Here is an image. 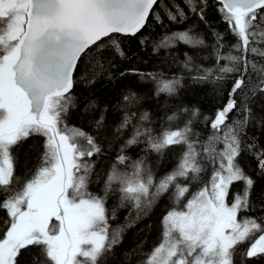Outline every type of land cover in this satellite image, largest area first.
Listing matches in <instances>:
<instances>
[{
	"label": "snow or ice",
	"instance_id": "snow-or-ice-1",
	"mask_svg": "<svg viewBox=\"0 0 264 264\" xmlns=\"http://www.w3.org/2000/svg\"><path fill=\"white\" fill-rule=\"evenodd\" d=\"M160 3L163 0H0V264H105L124 229L109 223L117 209L110 213L106 205L116 192L118 207L130 205L136 219L166 194L172 199L174 206L160 220V240L141 264H236L237 257L243 264L264 259V218L241 215L250 210L254 183L237 160L250 109L244 108L242 120L227 123L237 107L234 98L214 118L204 117L213 134L201 141L192 138L191 126L199 109H181L192 117L183 127L155 133L147 112L130 110L139 103L136 94L125 95L124 115L114 135L128 137L104 179L103 194L90 190L95 168L91 158L103 149L94 135L66 123L75 106L74 73L89 54L99 58L114 50L123 56L117 36L136 35L151 16L159 21ZM182 3L188 13L204 20L207 0ZM215 3L236 41L231 48L237 54H221L223 36L216 33L217 63L226 62L219 72L241 73L231 97L244 86L249 66L264 72V66L257 69L248 59L249 54L264 58V0ZM165 14L172 21L187 16L180 4ZM172 40L193 47L204 43L186 30L166 37L161 46ZM97 65L103 69L101 60ZM184 68L193 71L190 56ZM196 71L195 81L212 74ZM179 83V78L161 80L156 94L174 95ZM167 119L179 115L174 112ZM95 125L97 130L105 127L103 115ZM33 137L43 138V151L39 166L22 180L15 174L14 149ZM141 143L145 152L160 156L174 146H181L182 152L176 166L157 178L145 157L133 160L125 154ZM257 161L264 172V151L257 153ZM237 182L243 187L230 199Z\"/></svg>",
	"mask_w": 264,
	"mask_h": 264
},
{
	"label": "trees",
	"instance_id": "trees-1",
	"mask_svg": "<svg viewBox=\"0 0 264 264\" xmlns=\"http://www.w3.org/2000/svg\"><path fill=\"white\" fill-rule=\"evenodd\" d=\"M165 3L168 4V8L164 7ZM173 4H180L184 8L187 13L185 19L176 21L168 19L165 13ZM157 11L161 17L159 21L155 16H151L145 28L136 35L117 36L123 56L114 50L106 51L104 56L99 58H93L89 54L82 58L74 73L75 83L71 94L75 106L70 108L66 123L94 135L103 149L99 155L91 158L95 168L90 190L103 194L104 179L128 137V133L119 138L114 135L124 115L125 95L136 94L139 103L130 110L137 111L138 114L147 112L151 117L149 126L155 133L169 127H183V124L192 117L190 113L180 112L181 109H199V115L192 118L191 126L195 133L192 138L201 141L207 140L213 134L204 117L214 118L217 110L223 108L230 98H234L237 107L229 114L227 123L242 120L245 115L244 108L250 109L248 122L240 133L241 154L237 160L254 183L250 210L241 215L253 216L258 220L264 218V172L258 167L257 161V153L264 151V92L260 91L264 88V83H261L264 72L253 71L249 66L244 86L230 97L234 81L241 73L219 72L220 67L226 62L217 63L216 33L223 36L221 54L237 53L231 48L236 41L229 33L228 25L221 19L215 0H207L204 20L188 13L182 0H163ZM186 30H191V34L197 39L202 38L203 45L193 47L172 40L168 46H161L166 37ZM189 56L194 65L191 72L184 68V62ZM97 59L103 63V69L97 65ZM248 59L257 65V69L264 66L262 57L249 54ZM196 69L200 70L201 75L204 74V70H211L212 74L206 80L195 81L193 77L198 74ZM221 76L222 78H218ZM174 78L180 80L174 95L156 94L161 80ZM174 112L179 115V119L169 121L167 118ZM101 115L104 116L105 127L97 130L95 122ZM144 148L145 145L141 143L127 149L125 154L133 160L145 157L147 167L157 178L176 166L182 152L181 146H174L160 156L154 152H145ZM42 151V137H33L21 142L14 149L15 174L22 180L30 178L39 166ZM120 167L123 170V166ZM210 171L209 168L208 173L204 174L205 180ZM242 187V182L234 183L229 198L231 199L232 194L240 191ZM119 203V193L116 192L110 195L106 205L110 213L113 208L117 209L116 218L109 221L111 227L124 226V229L121 242L107 255L105 264H141L145 254L149 253L160 240V220L166 211L174 206L172 199L170 194H166L151 209L141 214L139 219H136V213L130 205L119 208ZM3 216L4 213L0 212V219ZM246 247L247 244L240 246L241 250ZM236 264H242L240 257L236 258ZM243 264H264V259L254 258L251 261H244Z\"/></svg>",
	"mask_w": 264,
	"mask_h": 264
}]
</instances>
